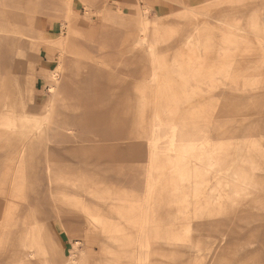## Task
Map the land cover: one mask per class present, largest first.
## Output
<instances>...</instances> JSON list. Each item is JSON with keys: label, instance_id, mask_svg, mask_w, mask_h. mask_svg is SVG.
<instances>
[{"label": "rangeland", "instance_id": "374dc122", "mask_svg": "<svg viewBox=\"0 0 264 264\" xmlns=\"http://www.w3.org/2000/svg\"><path fill=\"white\" fill-rule=\"evenodd\" d=\"M260 37L264 0H0V264L21 241L52 264H264ZM61 53L72 106L50 105Z\"/></svg>", "mask_w": 264, "mask_h": 264}, {"label": "bare ground", "instance_id": "6f19581e", "mask_svg": "<svg viewBox=\"0 0 264 264\" xmlns=\"http://www.w3.org/2000/svg\"><path fill=\"white\" fill-rule=\"evenodd\" d=\"M126 6V5H125ZM22 14V19H21V21H19V23H20V30H21V32H22V34L24 35V36H26L27 38H28V40H30L31 38H34V37H38V36H36V34H35V30H32V28H30V26L32 25L31 24V22L32 21H30V23H27V21L24 19V15H23V13H21ZM263 15V14H262ZM218 23H220V22H218ZM222 23V22H221ZM221 23L219 24V27H221L220 25H221ZM103 24V26H105V21L102 23ZM216 27H218V26H216ZM14 29H16V28H14ZM18 30V29H17ZM227 30V29H226ZM157 31H159V30H157ZM220 31V30H219ZM228 31H229V29H228ZM232 30H230V32H231ZM67 32H71V33H73V34H75V31L73 30V29H71V23L69 24V26H68V29L66 28V30H65V34L67 33ZM79 32V31H78ZM196 32V31H195ZM194 31L191 33V35L190 36H188L186 39H184V41H183V46H187L188 44H190L192 41H193V38H194V36H196ZM223 32H224V29H223ZM223 32H221V33H223ZM226 32V31H225ZM199 33V32H198ZM18 34V33H17ZM80 34V33H79ZM146 34V33H145ZM199 35V34H198ZM213 35V34H212ZM54 37H56V34H54L53 35V37L52 38H54ZM38 38H40V39H43V40H47V39H52V38H50L49 37V35H48V33H46L45 31H44V35H42L41 37H38ZM258 41V40H257ZM259 43H260V45H263L264 46V37H260V40L258 41ZM152 43V42H151ZM257 43V42H256ZM193 44V43H192ZM215 44V43H214ZM222 44V43H221ZM247 44V43H246ZM222 45H224V43L222 44ZM235 45V44H234ZM240 45V44H239ZM247 45H249V44H247ZM247 45H246V47H247ZM193 46V45H192ZM201 46V45H200ZM199 46V47H200ZM226 46H229V45H226ZM232 46V45H231ZM231 46H229V47H231ZM263 46H261V48L263 47ZM190 47V46H189ZM188 47V48H189ZM198 47V48H199ZM216 47H217V45H216ZM228 47V48H229ZM239 47V46H238ZM251 47H252V45H251ZM250 47V48H251ZM185 48H187V47H185ZM212 48H213V46H212ZM222 48V47H221ZM227 48V49H228ZM248 48H249V46H248ZM247 48V49H248ZM249 48V49H250ZM264 48V47H263ZM200 49V48H199ZM203 49V48H202ZM223 49V48H222ZM245 49V48H244ZM243 49V50H244ZM156 50V46L153 48V52ZM197 50V49H196ZM237 50H238V48H237ZM240 50V49H239ZM209 51V50H208ZM223 51V50H222ZM229 51V50H228ZM227 51V52H228ZM233 51V50H232ZM197 52V51H196ZM219 52H221V51H219ZM227 52H226V54H227ZM229 52H231V51H229ZM242 52V51H241ZM155 53V52H154ZM222 53V52H221ZM233 53V52H232ZM232 53H231V55L230 56H232ZM197 54V53H196ZM199 54V53H198ZM49 55V54H48ZM219 55V54H218ZM221 55H223L224 56V54H221ZM235 55V54H234ZM245 55V54H244ZM200 56H205V55H200ZM226 56H228V55H226ZM197 57V56H196ZM199 58V57H198ZM224 59V58H223ZM226 59V58H225ZM217 60V59H216ZM221 60V59H220ZM233 60V59H232ZM232 60H231V62H232ZM58 61H59V63H58V72H62V77H61V79H60V81H58L59 83H54L53 85H51L50 87H49V91L50 92H52V97H51V104L50 105H52L55 101H57V100H59V101H61L64 105H66V106H72V104H70L69 102H67V100H69V99H71L72 100V95L71 94H74V93H76V91L72 88V85H73V82H72V76H71V66H70V63L69 62H67V59L65 58V56L61 53L60 55H59V57H58ZM214 61V60H213ZM197 62V61H196ZM200 62V61H199ZM226 62V61H225ZM210 63V62H209ZM216 63V62H215ZM233 63V62H232ZM201 64V63H200ZM213 64V63H212ZM219 64V63H218ZM194 65V64H193ZM218 66V65H217ZM248 66H250V65H248ZM227 66H225V68H226ZM231 67V66H230ZM253 67V66H252ZM255 67V66H254ZM253 67V68H254ZM224 68V67H223ZM223 68H221V69H223ZM247 68V67H246ZM249 68H251V67H249ZM232 69H234V68H232ZM252 69V68H251ZM79 70V69H78ZM218 70V69H217ZM227 70V69H226ZM20 71L21 72H23V73H27L28 72V69L26 68V65L25 66H22V68L20 69ZM213 71H215V70H213ZM223 71V70H222ZM218 72V71H217ZM216 72V73H217ZM227 72V71H226ZM230 72H231V70H230ZM220 73V72H219ZM222 74V73H221ZM229 74V73H228ZM228 74H227V76H228ZM55 75H56V73L55 72H52L51 73V77H52V79H54V77H55ZM223 76V75H222ZM152 77H156V72H153V75H152ZM212 78V77H211ZM214 78H215V76H214ZM219 78V77H218ZM217 77H216V80H215V82H222V81H220L221 79H219V80H217L218 79ZM222 78V77H221ZM225 78V77H224ZM223 78V79H224ZM227 79V78H226ZM225 80V79H224ZM210 82V81H209ZM226 82V81H225ZM221 84V83H220ZM208 85V84H207ZM206 85V86H207ZM199 87V86H198ZM201 87H202V85H201ZM204 87V86H203ZM208 87V86H207ZM213 88H215V87H213ZM218 88V87H217ZM207 89H210V88H207ZM206 91V90H205ZM210 91V90H209ZM79 92V91H78ZM34 93V92H33ZM38 93V92H37ZM34 96H35V94H33ZM79 105V104H78ZM182 111H183V109H182ZM244 140V139H243ZM200 144V143H199ZM207 145V144H206ZM239 145V144H238ZM202 146H205L204 144L202 145ZM205 152H206V149L204 150ZM210 152V151H209ZM208 152V153H209ZM207 153V152H206ZM249 155H247V157H248ZM251 159V158H250ZM250 161V160H249ZM252 161V160H251ZM12 163H14V162H12ZM258 163V162H257ZM52 164V163H51ZM49 165L48 167H49V170L51 171V174L52 175H55L56 173H58V172H60V169L58 168V167H53V164L52 165ZM9 165H11V164H9ZM7 166V165H6ZM22 167V166H21ZM257 167V166H256ZM6 169V168H5ZM4 169V170H5ZM9 169V168H8ZM7 169V170H8ZM6 171V170H5ZM4 171V172H5ZM9 171V170H8ZM73 173V172H72ZM69 174H70V172H69ZM76 174V173H75ZM83 180V179H82ZM87 180V179H86ZM84 182V181H83ZM94 182V181H93ZM87 183V182H86ZM91 184H92V182H91ZM94 185V184H93ZM152 186H153V184H152V182L151 181H149L148 182V188H147V194H148V196H147V199H151V197L149 196L150 194H151V188H152ZM101 187V186H100ZM11 191V190H10ZM102 191V190H101ZM128 192H126V194H127ZM128 196V195H127ZM214 196V195H213ZM219 197V196H218ZM73 199H74V197H72ZM138 198V197H137ZM80 200V199H79ZM132 200V199H131ZM141 200V199H140ZM142 200H143V197H142ZM212 200H213V198H212ZM73 201V200H72ZM215 201V200H214ZM216 201H217V198H216ZM73 202H75V201H73ZM79 202V201H78ZM81 202V201H80ZM79 202V203H80ZM13 203V202H12ZM78 203V204H79ZM72 204V203H71ZM82 205V204H81ZM142 205V204H141ZM215 205H217V204H215ZM7 206V205H6ZM17 206V205H16ZM14 207H12V209H13ZM149 208V207H148ZM15 210V209H14ZM85 210V209H84ZM121 210V209H120ZM5 211V210H4ZM9 211V210H8ZM82 211V210H81ZM89 211V210H88ZM91 211V210H90ZM122 211V210H121ZM14 212V211H13ZM151 212V211H150ZM9 213V216H10V214L12 213V212H8ZM84 213V212H83ZM86 214V213H85ZM123 214V213H122ZM129 215V214H128ZM141 215V214H140ZM105 216V215H104ZM11 217H12V215H11ZM11 217L9 218L10 220H11ZM131 217V216H130ZM135 217V216H134ZM131 219H133V218H131ZM136 219H138V218H136ZM129 220V219H128ZM85 221H87V220H85ZM87 224L90 226V223L89 222H87ZM86 225V224H85ZM88 226V227H89ZM27 228V227H26ZM31 229H32V227H31ZM100 229V228H99ZM28 230V229H27ZM108 230V229H107ZM135 230H136V228H135ZM29 231H30V229H29ZM31 231H33V230H31ZM30 231V232H31ZM90 231V230H89ZM23 232V231H22ZM86 232V231H85ZM118 233V232H117ZM2 234V235H1ZM104 234V233H103ZM116 234V233H115ZM120 235V234H119ZM23 236V235H22ZM28 237V236H27ZM106 238V237H105ZM129 238V237H128ZM108 239V238H107ZM120 240V239H119ZM121 241V240H120ZM12 241H11V236L9 235V230H8V227H7V220H6V218L5 217H0V251L1 252H3L7 247H9L10 245H12V243H11ZM29 242V241H28ZM122 244V243H121ZM28 245V246H27ZM125 245V244H124ZM27 247V252H25V248ZM126 246V245H125ZM42 248L45 250V254H46V256H44L43 254H42ZM127 248V247H126ZM5 253V252H4ZM106 254L107 253H102L101 254V257L99 258L98 257V255H97V257L95 258V260H94V264H110V263H107V262H104V260H106L107 258H106ZM110 255V254H109ZM108 255V256H109ZM112 256V255H111ZM27 258H30L32 261H35V262H38V263H40V264H52V261H51V255H50V252H49V248H48V246L47 245H45V247H38L34 242H30V243H27V242H20V243H18L17 242V245H16V247H15V250L13 251V254H12V256L11 257H9V260H8V262L6 263V264H23V262H24V260L25 259H27ZM111 258V257H110ZM109 258V259H110ZM47 259V260H46ZM247 262V261H246ZM247 264V263H246Z\"/></svg>", "mask_w": 264, "mask_h": 264}, {"label": "crops", "instance_id": "0c3cea01", "mask_svg": "<svg viewBox=\"0 0 264 264\" xmlns=\"http://www.w3.org/2000/svg\"><path fill=\"white\" fill-rule=\"evenodd\" d=\"M170 1H172V2H178V0H170ZM228 1H231V0H228ZM191 12H192V10H190ZM22 13H23V15L25 16L24 17V19L27 21V23H30V21H31V18L27 15V13H24L23 12V10H22ZM12 17L11 18H13V14L11 15ZM22 17V14H21V16H20V19H19V21H21V18ZM53 29V28H52ZM22 68V67H21ZM20 68V69H21ZM26 68L28 69V72L27 73H24V74H26V75H28V77L30 78V80H31V85H32V77H33V75H34V71H33V69H32V66L30 65V66H26ZM32 91H33V85H32ZM34 92V91H33ZM34 94V93H33Z\"/></svg>", "mask_w": 264, "mask_h": 264}]
</instances>
